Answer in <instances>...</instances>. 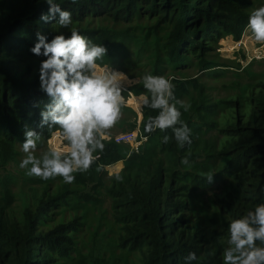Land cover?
Listing matches in <instances>:
<instances>
[{
	"label": "trees",
	"instance_id": "obj_1",
	"mask_svg": "<svg viewBox=\"0 0 264 264\" xmlns=\"http://www.w3.org/2000/svg\"><path fill=\"white\" fill-rule=\"evenodd\" d=\"M56 2L71 11L72 26L107 48L110 62L119 33L100 23H124L125 34L136 28L135 33L143 34L140 39H147L140 56L151 47L146 58L151 74L165 77L170 69L192 66L224 76L227 65L214 60L210 50L223 37L240 40L250 14L238 0ZM49 7L47 0H0V154L7 161L10 146L24 142L25 131L48 139L59 127L51 122L41 126V113L52 102L40 88V65L47 57L31 51L38 34L49 42L56 35H71L70 28L57 25L58 14L49 21L41 19ZM173 84L176 99L192 96L189 110L180 109L191 129V145L180 147L168 129L163 132L168 143L142 147L158 132L144 131V123L160 111L147 107L140 131L148 139L139 152L126 156L124 148L129 145L105 140L80 186L45 184L39 197L18 214L0 204V264L72 263L80 253L85 217L75 213L69 218L64 211L104 204L107 199L117 226V246L130 254L126 264H223L231 220L264 203V74H250L239 93L220 100L213 99L198 77L175 75ZM143 90L147 91L137 85L134 91ZM201 130L218 133L212 146L199 148L196 137ZM189 150L190 162L184 165L181 160ZM120 160L125 161L124 168L106 180V166ZM207 161L213 169L222 164L211 182L201 170L200 163ZM214 187L221 191L212 195L207 215L198 210L197 198L200 190ZM190 252L197 254L196 261L185 259ZM87 255L93 264H101L94 250Z\"/></svg>",
	"mask_w": 264,
	"mask_h": 264
},
{
	"label": "clouds",
	"instance_id": "obj_2",
	"mask_svg": "<svg viewBox=\"0 0 264 264\" xmlns=\"http://www.w3.org/2000/svg\"><path fill=\"white\" fill-rule=\"evenodd\" d=\"M77 2L71 0L73 4ZM47 3L49 12L42 14L41 19L49 21L58 14L57 25L70 28L71 35H56L49 42L45 36L38 34V42L31 49L35 55L47 57L40 65V88L52 102L41 113V126L49 122L59 125L70 147L62 158L61 151L49 141L50 155L45 153L38 158L34 153L39 136L35 131L27 130L22 143L25 155L19 166L26 169L29 176L42 180L62 177L63 182L71 184L75 181L73 173L88 171L94 162V153L104 150L105 133L120 119L121 107L126 104L120 86V73L104 69L97 63L105 57L107 48L92 43L72 26L71 11L62 8L56 0H47ZM244 32L250 33L257 43L264 44V5L252 9ZM142 83L151 94L150 104L145 96L142 106L160 110L158 115L149 117L144 123V131L150 134L172 129L180 147L190 146L191 129L181 119L180 110L186 112L190 105L175 98L172 80L145 73ZM173 100L175 102L170 103ZM163 142L168 143L169 136H163ZM190 156L189 150L181 163L188 165ZM205 176L209 182L214 179L212 173ZM227 233L228 246L223 250V264H264V203L232 219ZM185 259L196 261L197 254L190 252Z\"/></svg>",
	"mask_w": 264,
	"mask_h": 264
},
{
	"label": "rangeland",
	"instance_id": "obj_3",
	"mask_svg": "<svg viewBox=\"0 0 264 264\" xmlns=\"http://www.w3.org/2000/svg\"><path fill=\"white\" fill-rule=\"evenodd\" d=\"M238 1L246 8L248 13H250L253 8L264 5V0ZM132 24L133 23H130L128 25ZM100 25L111 26L119 33L112 43V47L116 50L114 62H110L104 57L97 63L104 69L120 73V86L126 104V106L121 107L120 119L114 126L106 131L105 140L106 142H113L115 137L119 134L131 131H136L138 135H143L140 131L141 124L144 118V112L146 108L150 106H142V99L147 96L150 104L151 95L145 90L139 94L134 90L137 85L143 86V75L145 73H151L152 71L151 64L149 63V66L146 60L147 56L151 54L152 48L148 47L146 50H143L142 53L144 57L142 58L139 51L147 44V39L146 37L140 39L143 34L140 36L135 33L136 28L132 29V33L125 34L128 28L124 23L117 25L111 21L103 20ZM136 39H138L137 42ZM93 42L94 41H92V43ZM210 53L214 60L227 65V69L229 70L224 76H216L214 73L201 71L199 67L192 66L179 69V71L170 69L166 78L171 79L173 83L175 75L179 77H198V79L206 85L209 93L214 97L213 99L220 100L239 93L243 88L242 85L244 81L250 74H264V44L257 43L250 33L244 32L238 41L234 40L233 36L230 35L223 37L217 43L213 44ZM139 58L143 61L139 62ZM218 70L221 71L222 69ZM180 100L190 105L192 96L185 95L182 96ZM129 125H131V127ZM157 131L158 132H155L149 139L147 137L148 140L146 143L144 142L145 144L142 147L146 146L149 148L152 143L160 144L163 142V132ZM217 135L218 133L215 130L199 131L196 137L199 148H202L206 144L212 146L217 140ZM49 141H51L53 147L61 151L62 158L67 155V149L70 145L64 140L59 126L52 130L48 139L39 136L37 148L34 153L38 158L42 157L45 153L50 155ZM22 143L23 142H17L13 146H10L11 159L9 161L2 158L0 154V204L16 214L22 212L26 205H30L39 197L45 184L52 183V186L55 187L59 183H63L62 177L42 180L39 177L27 175V170L19 166L25 155L22 151ZM128 145L130 147L124 148L126 156L128 152H133L131 144L127 143L125 146ZM101 153L102 151L97 150L94 155L98 158ZM122 162L124 164L123 167H121L122 163L106 166L107 172L104 178L109 180L112 175L119 173L125 166V161L122 160ZM224 163L223 161V165ZM200 164L202 166L201 170L205 172V174H215L222 165L213 169L210 161L201 162ZM73 174L75 175V181L71 184L73 186H80L81 180L88 172H76ZM219 185L222 186V184ZM220 191L221 187H214L204 191V193L200 190L199 198H197L198 210L208 215L212 195ZM74 200L75 199H73L72 202H75ZM108 205L109 200L107 199L104 204L96 205L88 203L83 208H78L76 210L71 208L70 210L64 211V214L69 218L75 213L84 214L85 217V230L82 234V240L79 246L80 253H78L72 263L69 264H93L94 261L87 255V253L92 250L95 251L96 255L100 256V259L97 257L98 263H128L130 254L117 246V226L111 217L109 207H107Z\"/></svg>",
	"mask_w": 264,
	"mask_h": 264
},
{
	"label": "built area",
	"instance_id": "obj_4",
	"mask_svg": "<svg viewBox=\"0 0 264 264\" xmlns=\"http://www.w3.org/2000/svg\"><path fill=\"white\" fill-rule=\"evenodd\" d=\"M147 140V137L144 135H138L136 131H131L127 133H121L115 137V142L119 144H131V149L135 152H139L143 143ZM95 159L97 156L94 155ZM99 157V156H98Z\"/></svg>",
	"mask_w": 264,
	"mask_h": 264
},
{
	"label": "crops",
	"instance_id": "obj_5",
	"mask_svg": "<svg viewBox=\"0 0 264 264\" xmlns=\"http://www.w3.org/2000/svg\"><path fill=\"white\" fill-rule=\"evenodd\" d=\"M120 161H121V162H120ZM120 161H119V162H117V163H122V166H121V167H123V165H124V164H123L122 160H120Z\"/></svg>",
	"mask_w": 264,
	"mask_h": 264
}]
</instances>
